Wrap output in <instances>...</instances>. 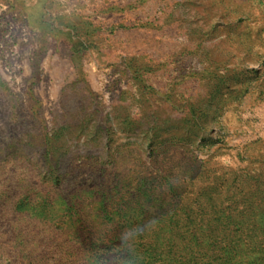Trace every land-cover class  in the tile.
Segmentation results:
<instances>
[{
	"label": "rangeland",
	"instance_id": "rangeland-1",
	"mask_svg": "<svg viewBox=\"0 0 264 264\" xmlns=\"http://www.w3.org/2000/svg\"><path fill=\"white\" fill-rule=\"evenodd\" d=\"M24 5L51 15L0 39V264H264V0Z\"/></svg>",
	"mask_w": 264,
	"mask_h": 264
},
{
	"label": "crops",
	"instance_id": "crops-1",
	"mask_svg": "<svg viewBox=\"0 0 264 264\" xmlns=\"http://www.w3.org/2000/svg\"><path fill=\"white\" fill-rule=\"evenodd\" d=\"M24 1L25 0H0V39H2V41L7 38L11 39L15 37L18 32H15L14 29L19 28L20 25L23 26L28 35H30L31 33L34 34L42 32L41 30H43V32L47 30V25L43 16L51 14L45 12L43 13V15H38V13L35 14L24 5ZM54 16V18L49 17L48 19H57V16L55 14ZM40 17H42L43 20L42 22L38 23L37 21L40 20ZM59 20H61L62 26H66L67 21H80L81 19L75 16H66L65 20L63 18H60ZM6 28L10 30H4Z\"/></svg>",
	"mask_w": 264,
	"mask_h": 264
}]
</instances>
